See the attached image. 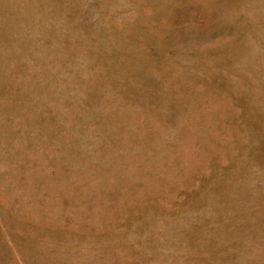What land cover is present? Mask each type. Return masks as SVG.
<instances>
[{"label":"rangeland","instance_id":"1","mask_svg":"<svg viewBox=\"0 0 264 264\" xmlns=\"http://www.w3.org/2000/svg\"><path fill=\"white\" fill-rule=\"evenodd\" d=\"M0 264H264V0H0Z\"/></svg>","mask_w":264,"mask_h":264}]
</instances>
